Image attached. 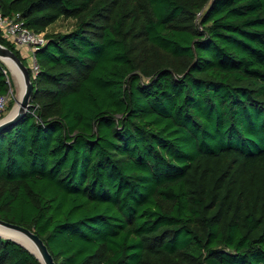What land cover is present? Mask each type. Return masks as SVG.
<instances>
[{
	"label": "trees",
	"instance_id": "obj_1",
	"mask_svg": "<svg viewBox=\"0 0 264 264\" xmlns=\"http://www.w3.org/2000/svg\"><path fill=\"white\" fill-rule=\"evenodd\" d=\"M0 9L45 35L30 109L0 133V220L56 264H264V0ZM0 264L41 262L0 237Z\"/></svg>",
	"mask_w": 264,
	"mask_h": 264
},
{
	"label": "water",
	"instance_id": "obj_2",
	"mask_svg": "<svg viewBox=\"0 0 264 264\" xmlns=\"http://www.w3.org/2000/svg\"><path fill=\"white\" fill-rule=\"evenodd\" d=\"M0 61L4 63L6 66H8L7 61H10L20 72L25 85V91L23 96L21 97V100L19 101V109L16 112V114L11 118H8L7 116L0 121V133H1L6 129L16 125L29 111L31 106V99L34 93V83L30 69L24 65L21 59L13 51H11L10 49L6 48L1 44H0ZM0 228L3 229V231L18 236L24 239L25 241H27L28 243H30L31 245H33L37 250L38 254H35L20 241L14 239L12 235H8L0 232V237L18 243L19 245L27 249L31 254L36 256L37 259L41 262V264H56L53 256L48 250L47 245L37 234H35L30 229L17 224L7 223L2 220H0Z\"/></svg>",
	"mask_w": 264,
	"mask_h": 264
},
{
	"label": "built area",
	"instance_id": "obj_3",
	"mask_svg": "<svg viewBox=\"0 0 264 264\" xmlns=\"http://www.w3.org/2000/svg\"><path fill=\"white\" fill-rule=\"evenodd\" d=\"M0 31L10 38L16 45L26 47L31 52L33 59L30 72L35 79L39 73V65L35 58V52L40 46L45 44L44 34H38L27 28L25 21L20 14L4 16L0 9ZM10 95V91H9ZM9 95L0 96V114L3 113L8 105Z\"/></svg>",
	"mask_w": 264,
	"mask_h": 264
},
{
	"label": "rangeland",
	"instance_id": "obj_4",
	"mask_svg": "<svg viewBox=\"0 0 264 264\" xmlns=\"http://www.w3.org/2000/svg\"><path fill=\"white\" fill-rule=\"evenodd\" d=\"M73 25L74 22L72 20H68V21L60 20L54 26L50 27L49 32L50 33L68 32L73 28ZM24 63L26 67L31 68L33 63V59L31 55L28 56L26 59H24ZM9 69L10 68H7V74L9 75V78L11 80L12 88L10 89L7 108L3 113L0 114V121L12 113L11 111L14 109L15 105L17 104V100L20 92L18 77L14 71Z\"/></svg>",
	"mask_w": 264,
	"mask_h": 264
},
{
	"label": "bare ground",
	"instance_id": "obj_5",
	"mask_svg": "<svg viewBox=\"0 0 264 264\" xmlns=\"http://www.w3.org/2000/svg\"><path fill=\"white\" fill-rule=\"evenodd\" d=\"M7 64H8V67L15 72V74L17 75L18 77V81H19V87H20V92H19V96H18V100H17V104L15 105L13 111L11 114L8 115V118H11L13 117L16 112L18 111L19 109V101L21 100V97L23 96L24 94V91H25V85H24V82H23V79L21 77V74L20 72L18 71V69L10 62V61H7ZM0 232L2 233H5V234H8V235H12L10 234L9 232H6V231H3V229L0 228ZM14 239L20 241L22 244H24L27 248H29L32 252H34L35 254H38L37 250L35 249V247L33 245H31L30 243H28L27 241H25L24 239L18 237V236H15V235H12Z\"/></svg>",
	"mask_w": 264,
	"mask_h": 264
},
{
	"label": "crops",
	"instance_id": "obj_6",
	"mask_svg": "<svg viewBox=\"0 0 264 264\" xmlns=\"http://www.w3.org/2000/svg\"><path fill=\"white\" fill-rule=\"evenodd\" d=\"M1 32V31H0ZM2 35L4 36V38H6L7 40H9L10 42H12L13 44H15L10 38H8L3 32H1ZM16 49L20 52V55L22 58L26 59L28 56L31 55V52L28 48L26 47H20L18 45L15 44ZM4 64V63H3ZM5 65V64H4ZM6 68H8V66L5 65ZM30 69V68H29ZM10 70V69H9Z\"/></svg>",
	"mask_w": 264,
	"mask_h": 264
}]
</instances>
